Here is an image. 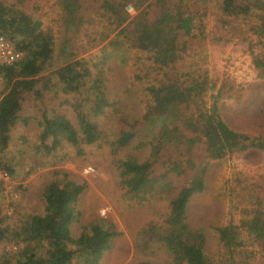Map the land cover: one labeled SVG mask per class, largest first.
Returning a JSON list of instances; mask_svg holds the SVG:
<instances>
[{"label":"trees","instance_id":"16d2710c","mask_svg":"<svg viewBox=\"0 0 264 264\" xmlns=\"http://www.w3.org/2000/svg\"><path fill=\"white\" fill-rule=\"evenodd\" d=\"M199 1L208 0H158L156 4L154 0H57L64 13L60 27L65 31L55 38L45 31L40 18L14 4L0 2V38L10 41L24 54L19 62L0 65V77L6 85L0 98V153L8 148L13 128L24 119L22 113L29 98L38 108L33 118L38 122L40 144L48 154L63 142L79 147L109 139L104 137L97 118L117 103L107 95L104 82L93 78L84 60L72 59L67 44L85 31L83 27L90 20L104 28L96 39L105 41L119 31L115 37L129 40L149 61L148 72L137 77L141 83L148 79L144 88L149 98L145 115L132 123L121 113L119 118L124 119V125L110 137L113 150L131 146L137 136L144 138L138 141L139 148L149 147L145 161L130 156L120 162L127 194L140 201L166 198L167 221L154 242L170 253L173 264H244V260L248 264L254 255L264 258V177L256 183H246L243 192L249 207L242 211L241 225L231 223L217 229L224 251L220 260L210 259L205 251V231L193 228L188 218L191 199L207 189L212 162L250 150L264 152L263 137L252 138L224 122L218 106L221 89L218 95L212 94L213 104L208 107V95L216 90V83L208 76L188 75L184 79L179 73L189 56V41L199 36L205 39L204 25H196L201 16L199 9L192 8ZM129 6L136 13L134 17L127 11ZM256 9H264L263 0H222L217 8L222 32L232 33L235 27V31L239 30L237 23L245 22ZM92 11L96 12V19L87 17ZM261 28L259 42H264V24ZM117 42L119 47L121 43ZM254 52L252 49L253 56ZM56 57L63 62L51 76L64 95L80 97V103L74 105L78 125L41 102L55 88V80L44 74L58 63ZM254 63L264 71V58L255 55ZM174 107L196 110L197 115L186 128L169 123L165 128L148 129V123H155ZM25 123L28 124L27 119ZM5 168L7 173L14 174V168ZM85 188L67 177L49 184L43 193V213L29 215L17 223H9L0 207V243L23 246L22 261L17 264H100L120 234L114 225L94 222L74 236L73 226L81 217L77 205Z\"/></svg>","mask_w":264,"mask_h":264},{"label":"rangeland","instance_id":"374dc122","mask_svg":"<svg viewBox=\"0 0 264 264\" xmlns=\"http://www.w3.org/2000/svg\"><path fill=\"white\" fill-rule=\"evenodd\" d=\"M221 1H199L192 6L193 9H199L197 12L201 16L197 17L196 25H204L202 37L205 39L199 36L189 41V56L179 73L184 75V79H188V75L194 78L208 76L217 85L216 90L208 95V107L213 104L212 94L218 95L221 89L223 94L218 99V106L224 122L239 133L252 138H264V71L259 70L254 63L255 55L264 58V42H259L258 33L263 31L264 9H256L245 22H238L239 30L235 31L237 28L234 26L235 32L232 29V33L227 31L224 34L217 16ZM0 2L14 4L35 18H40L45 31L51 32L54 38L65 31L60 27L64 23V13L57 0ZM156 3L158 0H154ZM135 15L134 12L133 17ZM87 17L96 19V12L92 11ZM83 28L85 31L67 44V51L73 55V60H84L88 64L93 78L104 82L107 95L117 103L116 107L107 108L97 118L104 137L109 139L92 145L81 144L79 147L63 142L48 154L40 144L38 122L33 118L38 108L34 107L35 101L29 98L22 113L24 119L13 128L8 148L0 153V169L5 172V167L15 169L14 174L8 173V179L0 180L2 215L6 216L9 223H17L29 215L42 214L45 188L67 177L86 187L77 205L81 217L73 226L74 236L77 237L84 227L94 222L114 225L120 234L100 264H139L143 261L173 264L170 253L162 244L154 242L163 232L167 221L169 208L166 198L159 196L150 201H140L128 195L123 185L120 162L130 156L145 161L150 154L149 147L139 148V142L144 141L141 136H137L138 140L129 147L118 150L111 147L112 133L124 125V119L119 118L121 113L132 123L146 113L149 98L144 88L147 87L148 79L145 78L141 83L137 77L148 72L147 55L136 51L124 37H115L119 31L105 41L96 39L103 25L98 26L93 20ZM117 41L121 43L119 47ZM57 43L62 44L58 39ZM252 49L255 51L254 56ZM61 62L58 60L54 68L44 75L55 80L51 75ZM53 84V92L46 93L41 102L78 125V112L74 105L80 103V97L64 95L62 87H56V80ZM5 87L0 77V98ZM196 115V110L185 111L184 107H174L155 123H148L147 127L149 130L153 127L165 128L169 123H175L186 128ZM26 119L28 124L25 123ZM260 177H264V152L260 150H250L212 162L207 189L194 196L188 205L190 225L205 231V251L210 259L220 260L223 257L217 229L231 223L241 225L242 211L249 207L243 190L248 186L246 183H256ZM153 228L156 229L152 231ZM22 248L13 243H0V264L22 261ZM247 263L264 264V258L257 254Z\"/></svg>","mask_w":264,"mask_h":264},{"label":"built area","instance_id":"2783aa9c","mask_svg":"<svg viewBox=\"0 0 264 264\" xmlns=\"http://www.w3.org/2000/svg\"><path fill=\"white\" fill-rule=\"evenodd\" d=\"M127 11L133 15L135 12L134 9L129 6ZM24 57V54L19 52L13 43L5 39L4 37L0 38V65L7 64L12 65L16 62H19ZM9 175L4 170L0 169V180L8 179Z\"/></svg>","mask_w":264,"mask_h":264}]
</instances>
